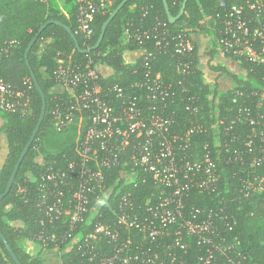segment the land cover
Segmentation results:
<instances>
[{
    "label": "built area",
    "instance_id": "1",
    "mask_svg": "<svg viewBox=\"0 0 264 264\" xmlns=\"http://www.w3.org/2000/svg\"><path fill=\"white\" fill-rule=\"evenodd\" d=\"M113 1L72 0L77 8L74 33L83 40L85 49L91 48L95 17L106 14ZM213 21L217 55L264 63V0L221 1ZM149 38L155 40L156 46L175 41V52L180 57L193 48L188 33L176 34L160 18L152 30L136 26L131 20L126 22L122 41L137 43L138 56H152L144 47ZM8 49L0 52V57L8 54ZM91 52L82 57L71 53L56 58L54 79L60 95L54 97L51 118L58 131L70 125L78 127L76 156L65 166L41 161L43 167L35 179L38 182L35 201L42 229L28 239L32 247L28 246V252L32 254L31 250L37 246L47 249L64 241L83 222L93 221L95 216L99 218L79 244L77 264H162L155 246L160 244L170 226L173 232L169 233L173 234L175 245L184 251L188 245L186 239L192 236L197 237L198 245L211 243L210 220L198 221L195 215L183 219L182 207L193 188L214 190L219 184L222 179V170L218 167L220 151H213L205 143L203 152L195 154L192 136L207 132L202 123L191 121L184 132L175 129L176 118L169 107L178 99H185L182 81L168 83L147 64L144 76L128 86L105 84L103 78L108 75L103 69L107 66L98 58L100 53L94 58ZM188 68V62L178 60L180 73L184 74ZM32 87L29 77L18 87L7 82L0 72V109L25 115L30 109ZM233 102L238 99L234 98ZM187 108L199 111L198 106L188 104ZM236 123L257 124L250 108L243 103L238 105L230 124ZM231 125L224 126L223 131L230 130ZM215 137L219 138L218 131ZM237 138L234 134L233 139ZM254 145V139L247 138L246 152H251ZM223 146L225 157L242 166L247 164L239 148H230L226 142ZM259 163L260 160L254 159L249 165L254 167ZM117 168L120 169L119 179L125 183L149 182L155 190L156 203L136 202L131 192H123L115 204L110 203L112 186H107L106 181ZM263 189L264 179L258 175L245 180V195H254ZM18 191L28 195L24 186H19ZM48 221L52 224L50 229ZM104 238L111 246L108 251L101 252L97 247ZM199 258L203 264H216L210 249L207 255ZM0 264H8L1 250ZM229 264L244 263L230 258Z\"/></svg>",
    "mask_w": 264,
    "mask_h": 264
},
{
    "label": "trees",
    "instance_id": "2",
    "mask_svg": "<svg viewBox=\"0 0 264 264\" xmlns=\"http://www.w3.org/2000/svg\"><path fill=\"white\" fill-rule=\"evenodd\" d=\"M122 1L114 0L106 14L95 17L92 23L95 35L90 47L95 45L104 22ZM221 1L234 3L242 0H188L184 14L171 23L163 0H131L110 22L101 45L91 52L94 58L100 53L98 58L101 63L111 69V73L103 78L105 84L120 83L128 86L144 76L147 64L153 73H160L168 83L181 80L185 88L182 96L185 99H178L169 107V112L173 111L176 118L175 129L184 132L190 127L191 121L202 123L207 127V132H198L192 136L195 154L203 152L205 143H208L213 151H220L217 153L218 167L222 170L219 184L214 190L201 191L197 187L193 188L182 207L183 219H191L195 215L198 221L210 220L213 228L210 233L211 243L198 245L197 237L192 236L186 239L188 245L184 251L175 245L174 236L169 233L173 232L170 226L168 233L160 239V244L155 246L162 264H203L199 256L207 255L208 249L212 250L216 264H229L230 258L240 260L244 264H264V189L248 196L244 191L245 180L253 175L264 179V133H261L264 130V118L261 117L264 115V63L257 64L239 57H228L232 61L240 62L239 65L245 73L238 75L227 65L214 62L216 33L212 28L213 17L219 10ZM183 2L184 0H168L173 15H178ZM76 12L77 8L72 0H0V52L9 47V53L0 57L1 76L18 87L22 85L25 77H29L33 85L30 109L25 115L0 109L3 120L0 135L5 136L8 146V153L0 168V195L5 191L14 165L29 141L42 111V97L33 81L30 67L36 74L47 100V110L40 130L22 161L12 189L0 201V229L23 264H77L79 244L83 242L94 221L99 218L95 216L93 221L83 222L72 233L73 237L47 247L46 250H53L58 254L56 263L46 258L44 249H36L32 254L27 251V240L42 229L40 212L35 201L38 185L35 179L43 167L38 159L47 164L65 166L67 161L75 159L76 156L78 127L70 125L58 131L51 118L54 97L60 95V89L54 79L57 56L71 53L76 57L84 56V53L76 49L75 41L65 27L68 25L73 31L76 30ZM157 18L163 20L176 34L188 33L192 38V50L180 57L175 52V41L156 46L155 40L149 38L144 47L152 52V56L146 58L139 55L135 62L126 61L125 52L139 48L137 43H123L126 22L131 20L136 26L141 25L146 30H152ZM48 20H58L62 24L51 22L47 25L28 53L27 64L25 51ZM197 34H207L211 38L210 46L204 52L193 37ZM77 38L81 47L86 48L83 40L79 36ZM12 41L14 43L9 46ZM179 59L189 63V68L184 74L177 69ZM202 59L205 60V65H202ZM208 71L230 77L232 86L222 88L217 81L211 83ZM234 98H237L238 102H233ZM240 103L250 108L256 125L230 124ZM188 104L198 106L199 111L188 109ZM229 125L230 130L223 131L224 126ZM216 131L219 138L215 137ZM234 134L238 135L235 140ZM247 138L255 141L249 153L246 152ZM225 142L230 148H239L247 160V167L224 156ZM254 159L260 160V163L250 167L249 163ZM119 170H114L106 181L107 186H112L108 200L110 203L115 204L123 192H131L139 203L155 202V190L149 182L125 183L119 179ZM19 186L26 187L28 195L20 193ZM56 222L61 225L60 221ZM47 227H52L50 221L47 222ZM110 246L104 238L99 242L97 249L105 252ZM0 250L8 264H16L1 238Z\"/></svg>",
    "mask_w": 264,
    "mask_h": 264
},
{
    "label": "water",
    "instance_id": "3",
    "mask_svg": "<svg viewBox=\"0 0 264 264\" xmlns=\"http://www.w3.org/2000/svg\"><path fill=\"white\" fill-rule=\"evenodd\" d=\"M131 0H123L121 3H119L115 8L114 10L111 12V14L109 15V17L107 18V20L104 22L102 28H101V31L99 33V36H98V39L95 43V45H93L90 49H85V48H82L81 45H80V42L77 38V36L75 35L74 31L72 30L71 27H69L68 25H65L66 29L68 30V32L71 34L72 38L74 39L75 41V46H76V49L80 52V53H89L93 50H96L100 45L101 43L103 42V39H104V36H105V33H106V30L108 28V25L110 24V22L114 19V17L119 13V11L123 8V6L129 2ZM188 0H184L183 4H182V7L180 9V12L178 13V15H173L170 11V8H169V5H168V0H163L164 2V5H165V10H166V13H167V16H168V19L171 23H174L177 19H179L185 12V8H186V3H187ZM51 22H55V23H58V24H62L60 21L58 20H48L46 23H44L40 30L37 32V34L33 37V39L30 41L26 51H25V58L27 59V64H29V61H28V53L31 51L33 45L35 44V42L37 41L39 35L41 34V32L47 27V25ZM30 67V66H29ZM30 70H31V75H32V78H33V81L35 82L36 84V87L39 91V93L41 94V97H42V101H43V105H42V111H41V115H40V118H39V121L29 139V141L27 142V144L25 145L24 149L22 150L16 164L14 165V168H13V171L9 177V180H8V183H7V186L5 188V191L0 195V201L5 197L7 196V194L10 192V190L12 189L13 185H14V182H15V179H16V176L18 174V171L20 169V166L22 164V161L24 160L29 148L31 147L33 141L35 140L39 130H40V127H41V124L44 120V117H45V114H46V110H47V100H46V95L42 89V87L40 86L39 84V81L36 77V74L34 73V71L32 70V68L30 67ZM0 238L2 239L3 243L5 244V247L8 251V253L10 254V256L12 257V259L14 260V262L16 264H23L22 261L19 259L18 255L16 254L13 246L11 245V243L8 241L7 237L5 236V234L2 232V230L0 229Z\"/></svg>",
    "mask_w": 264,
    "mask_h": 264
},
{
    "label": "rangeland",
    "instance_id": "4",
    "mask_svg": "<svg viewBox=\"0 0 264 264\" xmlns=\"http://www.w3.org/2000/svg\"><path fill=\"white\" fill-rule=\"evenodd\" d=\"M193 37H194V39H198L200 41V48H201L202 51H205L208 48V46H210L211 38L207 34H204V35L203 34H197V35H193ZM43 48H44V44L41 45V49H43ZM41 49H40V51H41ZM124 57H125L126 61H128V62H135L136 59H137V57H138V52H136V51H134V52L133 51L127 52V53H125V56ZM214 57H215L214 58V62H216V63H219V62L220 63H223V64L227 65L232 72H234V73H236L238 75H244L245 72L241 69V67L239 65L240 62L232 61V60L226 59V58H221L216 53L214 54ZM204 61L205 60L202 59V65H205V62ZM103 71L106 74H108L106 69H103ZM223 77L225 79L224 82L225 81L227 82V84H224V85H228L230 83L231 78H229L226 75L223 76ZM208 78H210V76ZM2 123H3V120H2V118L0 116V126L2 125ZM1 136H3V135H1ZM0 141H1V139H0ZM4 142L6 144L5 137H4ZM4 157H5V155L2 152V147H0V160H3ZM38 160L39 161H42V159H40V158ZM2 162L3 161H0V166H1ZM28 246H30V243L27 240V243H26L27 251H28ZM34 246H36V245H34ZM36 249H39V247L37 246L34 250L32 249L31 252L34 253L36 251ZM44 251H45L46 258L49 261L55 262V261L58 260V254L55 251H53V250L50 251V250H46V249H44Z\"/></svg>",
    "mask_w": 264,
    "mask_h": 264
},
{
    "label": "crops",
    "instance_id": "5",
    "mask_svg": "<svg viewBox=\"0 0 264 264\" xmlns=\"http://www.w3.org/2000/svg\"><path fill=\"white\" fill-rule=\"evenodd\" d=\"M198 38V37H197ZM202 38V37H201ZM196 41L199 43V45H200V41L198 40V39H196ZM201 50V49H200ZM202 51V50H201ZM202 52H204V51H202ZM106 70H107V75H109L110 73H111V69H109L108 67L107 68H105ZM209 73H208V75L210 76V78H209V81L211 82V83H214L215 81H217L220 85H221V87L222 88H228V87H231L232 86V80H230V83L228 84V85H224V84H227V82L225 81L224 82V77L223 76H225V75H223V76H219L218 74H217V72H212V71H208ZM230 78V77H229ZM223 79V80H222ZM4 135L3 136H1L0 135V139H1V141H0V147H2V152H3V154L5 155V157H4V159L3 160H0V161H3L2 162V164H1V166L3 165V163H4V160H5V158H6V155H7V153H8V146H7V142H6V144H5V142H4ZM6 139V138H5ZM1 166H0V168H1Z\"/></svg>",
    "mask_w": 264,
    "mask_h": 264
}]
</instances>
